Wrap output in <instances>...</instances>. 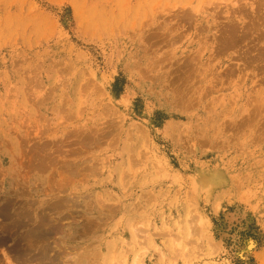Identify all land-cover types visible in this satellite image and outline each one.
Listing matches in <instances>:
<instances>
[{"label":"rangeland","instance_id":"obj_1","mask_svg":"<svg viewBox=\"0 0 264 264\" xmlns=\"http://www.w3.org/2000/svg\"><path fill=\"white\" fill-rule=\"evenodd\" d=\"M0 264H264V0H0Z\"/></svg>","mask_w":264,"mask_h":264},{"label":"bare ground","instance_id":"obj_2","mask_svg":"<svg viewBox=\"0 0 264 264\" xmlns=\"http://www.w3.org/2000/svg\"><path fill=\"white\" fill-rule=\"evenodd\" d=\"M229 34V33H228ZM230 40V39H229ZM225 41V40H224Z\"/></svg>","mask_w":264,"mask_h":264}]
</instances>
